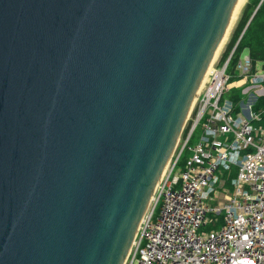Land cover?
<instances>
[{"label":"water","instance_id":"obj_1","mask_svg":"<svg viewBox=\"0 0 264 264\" xmlns=\"http://www.w3.org/2000/svg\"><path fill=\"white\" fill-rule=\"evenodd\" d=\"M236 2L0 0V264H124Z\"/></svg>","mask_w":264,"mask_h":264},{"label":"built area","instance_id":"obj_2","mask_svg":"<svg viewBox=\"0 0 264 264\" xmlns=\"http://www.w3.org/2000/svg\"><path fill=\"white\" fill-rule=\"evenodd\" d=\"M233 51L211 64L181 149L158 180L125 264H264V125L258 123L264 109L251 110L264 94V72L248 54L230 68ZM247 80L255 94L234 111L222 94Z\"/></svg>","mask_w":264,"mask_h":264},{"label":"trees","instance_id":"obj_3","mask_svg":"<svg viewBox=\"0 0 264 264\" xmlns=\"http://www.w3.org/2000/svg\"><path fill=\"white\" fill-rule=\"evenodd\" d=\"M259 2L260 0H250V2L246 4L234 29L227 52L231 50L236 40L239 37L240 38L238 39V43L233 51L229 66L230 68L234 65L238 56L244 49L247 50L253 64L261 63L262 66H264V0H262L260 4ZM233 80H235V78L231 79L230 81ZM234 99H236V97ZM263 107L264 95L257 98L252 109L256 111ZM262 117L264 122V115ZM182 163V161L179 162L180 166ZM224 173L225 172L222 174ZM234 175L235 168L231 169L226 179V185L228 187H231V179L234 177ZM210 227L211 226H208L207 228Z\"/></svg>","mask_w":264,"mask_h":264},{"label":"rangeland","instance_id":"obj_4","mask_svg":"<svg viewBox=\"0 0 264 264\" xmlns=\"http://www.w3.org/2000/svg\"><path fill=\"white\" fill-rule=\"evenodd\" d=\"M262 0H260V2H261ZM250 2V0H247L246 1V3L243 5V7L241 8V11H239V13H238V15H237V17L235 18V20L232 22V24L229 26V29H228V31H227V34H226V37H225V40L223 41V43L221 44V46H220V48H219V50H218V52H217V63H216V65H220V64H222L225 60H226V58L228 57V55H229V53L231 52V50L232 49H235V47H236V45H237V43H238V39L236 40V42L234 43V45L232 46V48H231V50H229L228 52H227V50H228V46H229V42H230V40H231V38H232V36H233V32H234V29H235V27H236V25H237V23H238V20H239V18H240V16H241V14H242V12H243V9L245 8V6H246V4H248ZM260 2H259V4H260ZM248 53H247V50L246 49H244L242 52H241V54H240V57H242V56H245V55H247ZM215 59V60H216ZM213 62V61H212ZM211 62V63H212ZM256 69H257V71H258V73H261V72H264V70H262L261 68H260V66L259 65H257L256 66ZM236 85V84H235ZM247 85H250V82H249V80H247L246 81V83L245 84H242V85H240V86H231L230 88H228L227 90H225L224 91V93L222 94L223 95V98H226V99H229V100H231V102L233 103V105H234V107L235 108H241L240 107V103L242 102V101H246L247 99H248V97H249V93H253V92H251V90L250 89H248V90H246L247 89ZM255 93H253V95H254ZM262 95H264V94H262ZM236 97V99H234ZM196 98V97H195ZM194 98V99H195ZM252 97H250V99H251ZM195 101V100H194ZM193 101V102H194ZM238 111V110H237ZM189 112H190V110H189ZM189 112H188V115H187V118H186V120H185V123H184V125H183V128H182V130H181V132H180V134H179V138H178V141H177V144H176V146H175V149H174V152H173V156H172V160H171V162H170V164H172L173 163V161H174V159L176 158V156L178 155V153H179V151H180V149H181V145H182V142H183V140H184V138H185V136H186V134H187V131H188V129H189V127H190V125H191V123H192V116L190 115V117H189ZM193 140V138H191L190 139V141H192ZM183 158V157H182ZM181 158V161L183 162V159ZM169 162H168V164H169ZM179 162H180V160H179ZM179 162L177 163V165L178 166H180V164H179ZM170 164H169V166H168V168H167V170L170 168ZM167 167V166H166ZM165 167V168H166ZM176 168H177V166L174 168V170H176ZM226 181V180H225ZM227 186V185H226ZM228 187V186H227ZM205 229H208L207 227L205 228ZM125 262H126V260H125ZM125 262H124V264H125Z\"/></svg>","mask_w":264,"mask_h":264},{"label":"bare ground","instance_id":"obj_5","mask_svg":"<svg viewBox=\"0 0 264 264\" xmlns=\"http://www.w3.org/2000/svg\"><path fill=\"white\" fill-rule=\"evenodd\" d=\"M246 1H247V0H237L235 6H234V8H233V11H232V13H231V16H230V18H229V21H228V24H227V28H226L225 34H224V36H223L221 42L219 43V45L217 46V48L215 49V51L213 52V54H212V56H211V59H210L209 65H208V67H207V69H206V71H205V73H204V75H203V77H202V79H201V81H200V83H199V86L197 87V91H196V93H195V95H194V98L197 96V93L200 91V89H202L204 83L209 79V77H210L211 64H212V63L214 62V60L217 58V56H216V55H217V52H218V50H219L221 44H222L223 41L225 40V37H226L227 31H228V29H229V26H230V25L232 24V22L235 20V18L237 17L239 11H241V8H242L243 5L246 3ZM215 57H216V58H215ZM212 61H213V62H212ZM211 62H212V63H211ZM194 98H193V100H192V103H193V101H194ZM192 103H191V105H192ZM233 103H234V102H233ZM164 170H165V168L162 170L161 175H162V173L164 172ZM161 175H160V176H161ZM128 254H129V253H128ZM128 257H129V255H128ZM126 259H127V258H126Z\"/></svg>","mask_w":264,"mask_h":264},{"label":"crops","instance_id":"obj_6","mask_svg":"<svg viewBox=\"0 0 264 264\" xmlns=\"http://www.w3.org/2000/svg\"><path fill=\"white\" fill-rule=\"evenodd\" d=\"M247 53H248V52H247ZM256 64L259 65V66L261 67V63H256ZM257 65H256V66H257ZM263 67H264V66H263ZM254 103H255V102H254ZM253 105H254V104H253ZM252 108H253V106L251 107V110H252L253 112H255V113H260V112L264 109V107H263V108H261V109H259V110L254 111ZM237 110H239V109L235 108L234 111H237ZM263 115H264V114L261 115V120L258 122V123H260V124H262V125H264L263 117H262ZM258 123H257V124H258Z\"/></svg>","mask_w":264,"mask_h":264}]
</instances>
